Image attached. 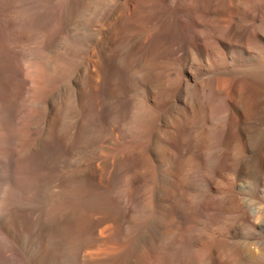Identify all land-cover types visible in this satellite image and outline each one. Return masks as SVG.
<instances>
[{
	"label": "rangeland",
	"instance_id": "rangeland-1",
	"mask_svg": "<svg viewBox=\"0 0 264 264\" xmlns=\"http://www.w3.org/2000/svg\"><path fill=\"white\" fill-rule=\"evenodd\" d=\"M37 1L39 0H32L31 5L36 4ZM95 1L97 5L99 3L101 5L103 2V5L105 7L107 6V8L110 5V10L109 8L107 9L109 12L114 10L113 7L115 8L117 4L116 0H100L99 3V0ZM182 1L180 0L179 4L184 2L185 6H189L191 3L189 1L186 2V0ZM252 1L250 2L253 3ZM261 1L259 0L258 3H255L256 0H254L256 5L254 6L256 8L250 5V2L248 6H251L253 11H258V8L263 7L260 11L264 13V6H262L264 5V0L262 1L263 3ZM123 2L120 5H125V8L121 6L122 11L120 9L119 20H116V22L111 21V28H114L110 29L109 27L108 29L110 31L107 29L109 31L106 33L108 34L106 36L108 59L105 63V81H107L105 82L107 87H105V90H108L107 92H110V90L112 92L119 91L122 94V102L125 103L123 116L117 121L109 122L104 134V143L95 144L92 148L75 149V152H70L73 147L71 144L74 143L75 136L83 121L89 120V122L97 124L102 119V122L105 121L106 117H108V113L104 115L102 112V98L98 100L93 93L79 95L74 91L69 92L70 87H78L76 74L80 64L83 62L85 64L87 61L86 55L89 50L87 48L88 41L92 40V38L89 40V32H83L85 29L82 25L83 23L86 24L89 22V19L92 21L97 17L99 7L95 4L91 5L92 7L90 6L88 8V12H90H87L88 15L77 17L71 24H64L62 20L65 17L62 18L63 16H61L58 19V15L62 14L60 8L65 6L67 1H64V3L62 1L58 3L57 0L50 1L48 3L50 6L47 4L43 8V12L49 15L47 19L53 18L54 20L55 18V20L58 19L60 21L57 23V20L56 22L52 20L53 24H51V21L50 25L52 26H48L45 35L39 34L37 36H31V34L25 32L26 34L20 42H23L21 44L22 48L20 46L18 48L16 44H13L12 48L10 47V44L4 37L6 26L0 21V87L3 91L7 92L10 99H13V103L17 100L19 101L22 97L24 99V96L28 94L27 90L34 87L29 72L31 71L33 58H36L35 54L37 53L38 55V51H41L40 49L45 47L55 37L62 36L63 40L60 42L58 48L55 51L51 50L48 54L52 56L56 53L54 56L57 55L58 57L59 65H61L59 66L60 71L67 73L71 71L68 80L70 83L67 80H62L60 84L49 83L40 91L45 102L48 100L53 102L54 108L50 114V116H53L52 118L48 116V111H46L48 122H44L41 127L30 131L26 138L29 139L28 142L30 139H45L48 133L46 153L49 156L47 155V159L45 160L46 165L51 166L52 164H57V167L52 170V176L59 179L63 177L75 178L66 181L60 187L62 190H57L58 193L55 194H43L37 186L29 188V191L24 190V184L22 183L23 175L21 174L19 175L21 176V180L18 179L17 183L9 181L13 184L11 197L14 205L9 206L7 210H3L1 206L2 211L0 210V214L10 213L12 219L14 216L15 221L10 225V231H7V235L14 239V243L4 241V236L0 235V251L6 248L5 250L8 252L4 255H16V258H13L12 261H2L0 264H50L52 261H55V258L62 256L63 253H68L77 232L85 233L94 229L104 231L105 228L107 229L106 233L109 235L110 244L113 246V249L117 247L114 250L119 253V257L122 258V263L134 264L133 252L145 246L152 236L162 231V228L169 229V223L175 217L177 224L175 223L176 230L174 232H180V230H185L186 228L182 220L183 217L191 212L196 214L200 212L201 175L196 157H198L200 152L197 139L202 127V99L199 97L196 89L201 86L200 83L207 79L206 77H199V54L193 57V49L190 51L188 47L190 46V38L194 35H199V37L204 35H201L197 30L194 31L198 27L192 28L190 27L192 25L189 26L190 22L186 18L188 14L186 11L189 9L187 6H184V10L182 11L181 8L177 9V5L173 4L171 0H127L125 4ZM204 2L210 3L207 0H195L194 3H191V7H193L191 8L189 6L191 8L189 14H192V11L193 13L200 11L206 5ZM222 2L225 3L226 0H214V2L212 0L209 5H213L212 7L214 8L216 7L213 9L214 11L220 8L219 11L217 10L219 13L221 8H224ZM242 3L240 4L238 2L237 6H242ZM245 3H247L246 0ZM239 6L238 8H240ZM96 7L97 10H95ZM94 11L95 13H93ZM124 12L128 13L126 14ZM30 13L31 15L33 14L32 11ZM33 16L34 14L31 17ZM114 23H118V25ZM198 29L200 31V28ZM192 31L193 33H191ZM202 38L206 37L204 36ZM23 48L27 49L23 50ZM18 51L21 53L19 54ZM24 52H26L27 57L22 58V53ZM14 55L17 56L15 57ZM204 83H202L204 86L206 84L209 85L205 87H212L208 84L209 81L208 83ZM62 87L65 88L59 94L58 92ZM247 87H250L249 91H247ZM247 87L241 88L247 89L245 91L242 90L243 92H239L241 90L237 91L239 93L238 95L235 91H232L235 94H233V98L236 97L234 100L235 104H237L233 106L234 109L232 108V112H236V109H241V106L246 107L245 110L247 108L251 110L252 107L258 106V102L264 107V91L261 92L257 88L248 85ZM247 92H249L247 95L250 98L245 94ZM65 93L66 95H64ZM262 94L263 98L261 99ZM241 95H243L242 98ZM243 98L245 101L242 100ZM113 100L117 102L119 97ZM236 100L238 101L236 102ZM243 102L247 105L244 104V106ZM250 103H252V107ZM220 104L218 106L222 107L223 102L221 101ZM248 104L250 107H247L249 106ZM175 107H177V112L174 113L175 118H173L172 113ZM189 107L193 111V115L186 109ZM59 109L62 110V115L65 112L64 115L67 114L68 117L58 124L56 130L53 127L49 134V124H52L54 121L56 122L55 115ZM223 109L224 107H222V114L224 113ZM20 110H22L21 107H19ZM219 110L221 112V108ZM243 110L241 109V111ZM135 112L143 120V123L139 126V135L133 137L129 136L128 130L131 127ZM225 112L228 113L227 111ZM232 112L224 114L226 115L225 119H222L224 122L221 119L218 120V122L221 121L220 126L222 122V125L224 123L226 125L221 126L224 128L218 133L222 134L223 132L222 135L218 136V142H220L213 152L214 156L218 155L216 158H212V160L216 159V162L214 160L211 161V165L213 164L212 168L209 165V169H216L217 167L220 171L219 177L217 176L218 179L215 178V181H213L214 183L216 181L219 182L214 184L216 187L220 185V188L217 187L218 190L220 189L219 194L221 195L223 193L221 190H225V194H223L229 196L231 195L230 191L232 189L230 187L225 188L226 184L224 183H227L228 179L234 180L233 178L235 176L229 170H223L224 164L227 162L224 157L225 153L228 152V155L235 156L240 151L243 152V148L246 147L247 141L245 142V140H247V134L249 135L248 131L250 132L252 130V128L249 130L248 126H252L250 115L249 117L248 113L247 116L244 115L246 111L240 113L239 110V114L238 111L236 112L241 117V120ZM248 112L250 113V111ZM26 114L28 115L26 121L30 122L37 115H44L45 109L30 107L26 110ZM176 114H179L181 120ZM230 114L234 116V122L231 120ZM224 115L222 116L224 117ZM227 115L228 118H226ZM260 116L259 114L258 118ZM92 117L96 120L98 119V121ZM172 120H174L173 123L175 122L176 125L172 124ZM229 121L232 122L229 123ZM232 124L239 125V128L237 127L240 130L239 133L243 136L245 135V139L240 134V138L238 137V132L235 130L236 126ZM231 125L235 127L233 131L229 128ZM263 125L261 126V130L264 132ZM0 128V165L5 166L10 162L9 160L14 151L13 145L9 143L14 131L9 129L5 123H2ZM227 129H230V131ZM70 131L72 133L69 144L64 134ZM231 131L235 132L234 136H232ZM235 135L239 139L234 138L237 142L232 143L229 140L230 138L233 139L232 137H236ZM241 138L244 139V141L242 140L244 143L241 141ZM227 141L231 142L230 144L233 148L230 147V144L228 145L229 142ZM240 146L243 148H240ZM230 150L232 151L230 152L231 154L229 153ZM237 150L240 151L238 152ZM246 152L244 151L242 153L243 156L239 154L240 157L238 155V158H231L230 156L229 159L231 158L232 161L229 163L230 160L228 159L227 162L229 163L227 167L231 166V170H233L232 167L234 170L246 169L245 171L240 170L241 172L244 171V173H247L246 175L243 173V179L244 176L247 177L248 175V172H246L248 168L246 163L248 162H246L245 158L249 153ZM242 157L245 159L243 161L244 163L246 162V165L243 164ZM97 164L103 165L99 168ZM236 164H239L240 167ZM243 166L245 168H241ZM8 168H2L0 175L2 174L1 176L9 179L11 175ZM37 169L38 167L36 169L34 168V171ZM32 170L31 173L36 176L34 175L33 177L32 175L31 178L32 180H37L36 177L41 176V174L44 175L48 171L50 172L51 169L49 167L42 168L38 170V173H33ZM8 179H6L7 184H0V200L3 198L5 187L10 186ZM137 179L138 181L133 186L134 192H132L130 185L132 186L133 181ZM244 180L247 181V178ZM24 183L27 186V178H24ZM74 183L76 187L75 193L77 195L76 200H70L71 202H69L66 198H62L61 205L59 204L57 205L58 207H55L53 202L55 203L57 197L63 194V190H68L71 184L74 185ZM222 197L224 196L222 195ZM226 197L222 201H227L224 203V206L228 208L231 206L228 203L231 200L230 197L229 199ZM132 201L136 202V204H132ZM227 203L229 206H226ZM51 205L54 206L52 207ZM46 208L47 210L50 209L52 214L50 212L48 213V211L46 212ZM69 211L73 212L74 215H69ZM140 219H144L145 223L136 224ZM79 224L82 226L79 227ZM168 243V240L163 242L166 245ZM177 245L179 248H174ZM181 248L182 246L180 247L177 243L173 246V252L175 254L178 252L183 253L184 251L182 250L184 249L182 248L181 250ZM169 256L167 260L171 262Z\"/></svg>",
	"mask_w": 264,
	"mask_h": 264
},
{
	"label": "bare ground",
	"instance_id": "bare-ground-1",
	"mask_svg": "<svg viewBox=\"0 0 264 264\" xmlns=\"http://www.w3.org/2000/svg\"><path fill=\"white\" fill-rule=\"evenodd\" d=\"M50 1H54V0H39L36 2V4H32L33 5L32 6L31 5L32 0H0V13H1L0 21L6 26L4 37L7 40V42L10 44L11 48L13 44L18 45V48L19 46L22 48L21 44L23 42L22 43L20 42L23 39V36H25L26 34L25 32L31 34V36L34 35L37 36L39 34L45 35L48 26L50 27L52 26L50 25V22L53 20V18L47 19V16L49 15H47V13L44 14L43 8H45V6H47V4ZM61 1L63 3L64 1L65 2L67 1L68 4V5L66 4L67 6L65 5L60 8V10H62L61 13L63 15L62 14L58 15V19H60L61 16H63L62 18L65 17V19L62 20L64 24H68V23L71 24L74 20H76L77 17H84L85 15H88L87 14V12L89 11L88 8L94 4L97 5L95 0H57L58 3ZM123 1L116 0L117 3L116 7L115 8L113 7L114 10H111L109 12L107 11V9L109 8L110 10L111 6L109 5L110 7L108 6L107 8V6L105 7L103 5V2L101 3V5H99L100 4L99 3L100 0H99L98 1L99 4L97 5L99 7L97 11L98 14L96 15L97 17L92 21H90L89 19L88 20L89 22H87L86 24L83 23L82 25L85 29L83 32L86 31L89 32L90 35L89 40L90 38H92V40L88 41L87 48H89V50L87 49L88 50V53L86 55L87 61L85 62V64L84 62L80 64L79 70L76 74L77 77L76 83L78 87H70L69 92L74 91L77 92L79 95L93 93L96 95V98L98 100L102 98L101 99L102 100L101 104L103 105V106L101 105L102 112L104 113V115L105 113L106 114L108 113V117L104 116L106 117V120L102 122L103 119L102 120L100 119L101 121H99L97 124H95L94 122L91 123L89 122V120L83 121L82 125L80 126V129L78 130L77 135L76 136L73 135L75 136V141L74 143L71 144L73 145V147L71 148L70 152L74 151L75 149L79 150V149H87L89 147L92 148V146H94L95 144L104 143L103 142L105 137L104 134H105V130H107V125L109 124V122L117 121L120 119L121 116H123L125 103L122 102V94L119 91L112 92L110 90V92H107L108 90L107 91L105 90L106 87L105 82H107L105 81V72H106L105 63L106 60L108 59L107 58L108 46L106 39V36L108 34L106 33H108L110 29L114 28V27L111 28L112 26L111 21L116 22V20L117 21L119 20L118 19L119 14L122 11L121 8L122 4L120 5V3H122ZM171 1L173 4L177 5V9L181 8L182 11L184 10V6H185V3L183 2L184 0L183 1L181 0L183 2V3L181 2L182 4H179L180 0H171ZM187 1L194 3L195 0H193V2L192 0H186V2ZM209 1L211 3L212 0H207V2ZM246 1L248 4L245 3V0H226L225 3L222 2L223 3L222 6L224 8H221V11L219 13L218 11L220 10V8L217 9L218 11L217 10L214 11L213 9H215L216 7L214 8L212 7L213 5L212 6L209 5L210 3L204 2L206 3L205 6L207 7L203 6L204 8L202 7L200 11L197 12L195 11L196 13H193V11L191 10L192 14H189V10L193 6L191 7V3L190 4L188 3L191 8L188 5H186L189 8L188 11H186L188 14L185 12L187 14L186 18L190 22L189 26L192 25L190 27L200 28V31L198 28L193 30L194 31L197 30L198 32L201 33V35H204L206 37V38H202L204 36L199 37V35L193 36L192 34L193 37L190 38L191 39L190 46L188 47V49L190 48V51L193 49L194 51V52L192 51L193 57L199 54V62H200L198 69L200 74L199 77H206L209 83L205 78L204 80L206 81L204 82H207L208 84H210V86H212V87H205L209 85L206 84L204 86L205 83L202 82L204 84L200 83L201 86L197 87L196 89V92L199 93V97L202 99V107H201L202 127H201L200 135L198 136L197 139V144L200 146V152L198 154V157H196L198 159V164L200 167V175H201V196L199 201L200 212L198 214L191 212L187 214L185 217H183L182 220L186 228L185 230H180V232L179 231L174 232L176 230L175 228L177 224L176 217L174 218L173 221L169 223L170 225L169 229L161 227L162 231L152 236L145 246L136 249L133 252L134 253L133 262H135L134 264H264V132L261 130V126L264 124V117H263L264 107L261 106L259 102L257 104L258 106L255 107H252V103H250L252 107L251 110L249 108L245 110L246 107L244 108L242 106L241 109L244 110L241 111V109H239L240 113L241 112L244 113L246 111L244 115L247 116L248 113V117L250 115L252 120V126L248 125L249 130L251 128L252 130L250 132L248 131L249 135L246 133L247 134V140H245V142L247 141L246 147L243 148L242 147L243 144L241 143L242 146H240V148L242 147L244 149L243 152L240 151L241 149L237 150L238 152L240 151L238 155L241 154V156H243L242 153H244V151L245 152L247 151L246 153H249L247 156L248 158L245 156L246 162H248V163L245 162L247 165L243 161L245 159L243 157L241 158L243 164H245L248 167L246 171L248 172V175L247 177L244 176V179L247 178V181L243 179V173L246 169L244 170L239 168L240 170H244L241 172L240 170H234L233 167H232L233 170H231V166L227 167L229 166L228 164L232 161L231 158L233 157L236 158L238 155L231 156L228 155V152H226L224 156L227 162L230 156L231 158L229 159L230 160L229 163L226 162L224 164L225 166L223 170L225 171L229 170L230 172H232V175L235 176L233 178L234 180L228 179L227 183H224L226 184L225 188L230 187V189H232L230 191L231 192L230 196L224 195L225 190L224 191L221 190L224 194L222 193L220 195L219 194L220 189L218 190V188H220L219 187L220 185L217 186L218 188L214 186V184L217 181L215 183L213 181H215V178L218 179L219 177L218 175H220V171L217 169V167L216 169L213 168L214 170L209 169V165H211V161L214 160L216 162V159L212 160V158L213 157L216 158L218 156V155L214 156L213 152L216 150L220 142V141L218 142V138H219L218 136L223 134V132L222 134L221 133L218 134L220 130L222 131L224 128L221 126L226 125L225 123L222 125V123L224 122L223 120L225 119L226 116L224 115L226 113L225 111H227L228 113L232 112L233 106L237 105L235 104L234 101L236 97L233 98V94H234L233 92L235 91V93L238 95L239 93L237 91L239 90H241L239 92H243L247 89H248L247 91H249L250 87H247V85L255 87L257 88V90H260L261 92L264 91V21H263L264 13L260 11L263 7L258 8V11L257 10L253 11V9H251L252 7L248 6L251 3L250 1L252 0L250 1L246 0ZM258 1L256 0L255 3H258ZM125 2H127V0ZM125 2L123 3L125 4ZM238 2L240 4L241 2H243L242 6L238 5L240 8H238L237 6ZM252 2L253 3H251L250 5L254 6L255 5L254 0ZM48 6H50V4H48ZM208 6L210 7L208 8ZM255 6L254 8H256ZM65 7H67V9H65ZM122 7L125 8V5ZM41 9L42 11H40ZM95 10H97V7ZM31 11L34 14L33 16L34 18L31 17L33 14L32 15L31 13L29 14V12ZM35 11L39 13L37 14V12L35 13ZM65 13H67L66 16ZM93 13H95V11ZM124 13L127 14L128 12H124ZM90 18L92 17L90 16ZM58 19H56L57 23L58 21H60ZM53 21L51 22V24H53ZM115 25H118V23H116ZM109 27L110 29H108ZM107 29L109 31H107ZM191 33H193V31ZM62 40H63L62 36L59 35L58 37H55L50 43L45 45V47L41 48L40 49L41 51L37 50L39 52L38 55L35 52L36 58L32 57L33 62L31 64V71L29 72V76L32 79L31 81L33 82L34 87L29 88L27 90L28 94L24 96V99H22L23 98L22 97L19 99V101L17 100L16 102L13 103V99H10L8 97L7 92L3 91L2 88L0 87V124L2 125V123H5L9 127V129H12L14 131V134L13 136H11L9 142L14 147L12 157L11 159L9 158L10 162L8 163V165L5 166L0 165V173L2 171V168L9 167L8 169L10 171L11 176L10 177L8 176L9 177L8 179V178H4V176H1L2 175L1 174L0 184L2 185L7 184L6 179H8V183H10L9 181H12L13 183H17L18 179L21 178V176H19L21 174L23 175L22 183L24 184V190L29 191L30 190L29 188H33L37 186L39 187L40 192L41 193L43 192V194H50V193L55 194L58 193L57 190L61 189L60 188L62 187L61 185H63L66 181L75 179L69 177H63L59 179L52 176V170H54L57 167V164L56 165L52 164L51 166L46 165L45 160L47 159V155H48V153H46L47 152L46 142H47L48 133L46 134L45 139L44 138L30 139V141L28 142L29 139L26 138L27 135H29L30 131H32L37 127H41L44 124V122L46 123L48 122L47 117L50 116L54 108L52 101L50 102L48 100L45 102L43 100L40 91L43 90L46 87V85L49 83L60 84L62 80H67V82H69L68 80L70 78L69 76L71 71H69L68 73L64 71H60L59 66L61 65H59L58 57L57 55L54 56L56 53L53 52L55 54L52 56L48 54L50 53L51 50L55 51L60 45V42ZM25 49L23 48V50ZM14 50L16 49L14 48ZM14 53L16 54V52ZM25 53L26 52L22 53L23 54L22 58L27 57V54ZM243 86L247 87V89H241L244 88ZM64 88L65 87H62L58 93L60 94ZM248 93L249 92L245 94L247 95ZM64 95H66V93ZM243 95H241V98L243 97ZM246 95L244 96L247 99L248 95L247 97ZM60 96L62 97V95ZM261 96L262 97L260 98L262 99L263 94ZM117 97H119V100L117 102H114L113 99ZM242 100L245 101L244 98ZM221 101L223 102L222 107H224L223 114H222V107H219L221 105L220 104ZM237 101L238 100H236V102ZM244 104L247 105L246 103L243 102V105ZM250 105L247 107H250ZM19 107H21L22 110L19 111ZM30 107L43 108L45 109V114L37 115L30 122H27L26 118L28 115L26 114V110L29 109ZM218 107L221 108V112L220 110L218 111L219 109ZM189 108L186 109L191 113V115H193L192 113L193 111H191V108L190 109ZM176 109L177 107H175L174 112L172 113L173 118H175L174 113L177 112ZM236 110L238 111L239 114V110L238 109ZM46 111H48V116H46ZM248 111H250V113ZM236 112L233 111L232 113H235V115L239 117V115H237ZM63 113L65 114V112ZM64 114L62 115L61 109L57 111L55 115L56 116L55 119H57L56 122L54 121L52 124L48 123L49 134L51 133L53 127L56 130L58 124L66 117H68L67 114H66L67 116ZM259 114L261 115L260 118H258ZM177 115L179 117V114H176V116ZM222 115H224V117ZM52 116L50 117L52 118ZM226 118H228V115ZM240 118L241 117H239V119ZM219 119L223 121L221 123V126H220L221 121L218 122ZM233 119L234 116L231 115V120ZM96 121H98V119ZM173 121L174 120H172V124L176 125L177 120L175 121L176 123L175 122L173 123ZM230 122L232 121H229V123ZM141 123H143V120H141V118H139V116H137V113L135 112L131 123V127L128 130L129 136L135 137L139 135L140 132L139 126ZM232 125L229 128L233 131L235 128L233 126H236L235 130L236 132H238V137L240 138L239 134L241 135V133H239L240 130H238L239 125L238 126L237 124L236 125L234 124L233 126ZM230 129L227 130L230 131ZM232 131L231 134H233L232 136H234L235 132ZM71 133L72 132L70 131L67 134H64L65 135L64 137L68 139L67 143H69V139L71 138ZM238 137L237 136L232 137L233 139L230 138L229 141H231L232 143L237 142V140L239 139ZM244 137L246 136L244 135L243 138ZM234 138H236L237 140H235ZM244 139L241 138V141L242 140L244 141ZM33 140L35 141L33 142ZM231 142H229L228 145ZM230 147H232L231 144ZM230 152L232 151L230 150L229 153ZM238 157H240V155ZM102 165L103 164L100 165L97 164V167L100 168ZM212 165L211 168L213 167ZM236 165L240 167L239 164ZM37 167L38 169L34 171V168L36 169ZM47 167L51 169L50 172L48 171L44 175L41 174V176L38 174L40 177L37 175L38 176L36 177L37 180H32L31 178V176L33 175L31 173L32 169H33L32 170L33 173L34 172L38 173V170ZM238 167L236 168L238 169ZM241 168H245V167L243 166ZM244 174L246 175L247 173ZM24 178H27L28 181L27 186L24 183ZM136 181H138V179L133 181V184L131 182L132 186L130 185V188L132 192H134L133 186ZM72 185L73 184H71V187L68 188V190H65L66 192L63 190V194H61L63 196L61 197V195H59V197H57V201L55 203L53 202L55 207L60 204L62 198L64 199L66 198V200H69V202H71L72 200H76L77 195L75 193V188H76L75 183L73 186ZM11 190H13L12 183H10V186L5 187L3 198L0 200L1 211L2 209L7 210L9 206L14 205V202L12 201V197H11V193H12ZM222 195L224 197L226 196L230 197L231 202L228 203L229 205L231 204V206H229L227 203L226 206H229L228 208L224 206V203L227 201L225 200L224 202L222 201L224 198L222 197ZM132 204H136V202L132 201ZM45 211L46 212L48 211L49 213L50 209L47 210L46 208ZM69 215H74V213L69 211ZM14 221H15L14 216L12 219L10 213L0 214V235L4 236V241L6 240L9 243L10 242L14 243V239L10 238L7 235V231H10L11 229L10 225H12ZM144 223H145L144 219H140L136 224H144ZM81 226L82 225H80L79 227ZM106 230L107 229L105 228L104 231L94 229V230H90L89 232L84 231L85 233L77 232L75 234V239L72 241L71 248L68 251V253L67 252L63 253L62 256L55 258L54 259L55 261H52L50 264H68V263L69 264H123L122 258L119 257V253L114 250L117 247L113 249V246H111L110 244L111 242L108 237L109 235L106 233ZM165 240L166 241L168 240V242L171 243L170 244L168 243L167 245L163 244ZM177 243L180 245V247L182 246V248L184 249L182 250L181 248V250L184 251L183 253L178 252L175 254V252H173V246ZM174 248L177 249L179 247L177 245ZM5 249L3 251H0V257L4 254H7L8 251H6ZM168 255L171 256V257L169 256V258H171V262L167 260ZM13 258H16V255L15 256L4 255L0 259V262L12 261Z\"/></svg>",
	"mask_w": 264,
	"mask_h": 264
}]
</instances>
